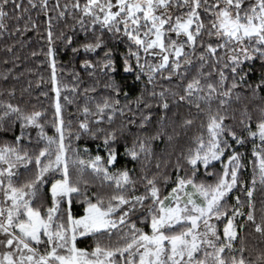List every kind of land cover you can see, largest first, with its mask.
I'll list each match as a JSON object with an SVG mask.
<instances>
[{
    "label": "snow or ice",
    "instance_id": "1",
    "mask_svg": "<svg viewBox=\"0 0 264 264\" xmlns=\"http://www.w3.org/2000/svg\"><path fill=\"white\" fill-rule=\"evenodd\" d=\"M40 16L53 115L0 100V264H264V0H0V37L40 34ZM57 42L83 53L89 78L108 77L110 94L81 90L74 68L65 82ZM120 66L143 81L123 104ZM74 104L75 129L64 117ZM172 105L189 113L169 115ZM83 137L98 142L95 154L73 147ZM249 142L246 160L238 148Z\"/></svg>",
    "mask_w": 264,
    "mask_h": 264
},
{
    "label": "trees",
    "instance_id": "2",
    "mask_svg": "<svg viewBox=\"0 0 264 264\" xmlns=\"http://www.w3.org/2000/svg\"><path fill=\"white\" fill-rule=\"evenodd\" d=\"M25 6L27 4V0H24ZM63 3V0H61ZM53 15H55L53 13ZM33 16L35 17V12H33ZM44 17L40 16L38 18V23L40 24V34H37L36 31H30L26 33L24 36H20L19 34L15 36H8L5 34L4 37H0V92H3L4 95L0 96V100H7L11 99L13 103H21V106L24 107L27 110H40L44 111L46 113L45 119L51 120L53 115V107H52V98L54 96V93L50 91L51 85H50V68L48 67V64L46 63V57L43 54L47 51V41L43 39V32H44ZM23 22H21L22 25ZM60 28L63 27V24L59 25ZM59 30V29H57ZM83 40V35L80 34L77 37V44L79 41ZM6 45H14L13 52L9 53L6 51L5 46ZM75 46V45H74ZM120 49H123V46H119ZM35 51L38 53L37 56L33 57L31 53ZM83 56V53H81V57ZM19 57V59H17ZM81 57L73 58L70 49L65 51L57 42V67L59 69H65V72H61L60 75L63 77L65 82H71L70 77L67 75V71L72 70L73 68L75 71L81 72L82 78L84 80V84L81 85V90L83 87H91L95 86L97 91L95 93H89V95L96 96L97 99H99L102 96L109 95L110 92L106 90L103 85L104 83L108 82V77L103 75H97L94 78H89L87 76V73L83 72V70L80 67L79 59ZM7 60L8 63L5 64L4 61ZM7 75L8 79L5 80L4 76ZM136 73L135 71L126 73L123 71L122 66L118 67V71L114 74L115 80H117L121 85L123 86L122 93L119 97L121 100V104L126 102V99L123 95V92H128L129 96L127 99L131 100L134 99L135 96L139 95L140 90L143 85V81H136L135 79ZM41 77L43 78L41 80ZM165 87L169 86L167 82H162ZM29 84H31V87H29ZM6 89H15V96L14 97H8ZM27 89V91H25ZM157 91H159V87L157 88ZM42 92H48V96L45 97L41 95ZM79 103L83 104V98L81 97L79 100ZM133 109L135 110V105H132ZM195 109L193 108L191 110L192 114H195ZM172 112H178L180 116L187 115L189 113V109L186 106H180L177 108V106L172 105L171 112L169 115L172 114ZM65 120H72V126L73 129L77 127V120L79 117V114L77 112V106L70 105L66 108L64 112ZM206 118L199 117L195 121V125L187 130V132L182 133L179 138V145L180 146H186L188 140L195 134H197L199 125L201 123V120H204ZM231 123V122H230ZM45 130L49 135L54 134V129L51 126H46ZM31 136L33 138V143L31 145L27 144V141H25V145L29 148L35 147V140H36V132L37 130L31 129ZM16 132L18 134L19 132V126L17 125ZM8 140H11L13 137L11 134H8L6 136ZM97 143L95 141H92L91 139L87 137H83L80 141H73L72 145L73 147H79L81 150L83 148L87 147L89 151L92 154H95L97 149ZM42 146V145H41ZM165 147L162 143H157V154H159L160 150ZM251 142L246 144L243 148H238L239 151L246 152V160L250 158L251 156ZM123 151V149H121ZM171 151V149H169ZM100 153L103 155V151L100 150ZM83 154V153H82ZM71 155V153H69ZM172 159H175V156L172 157ZM121 165L125 163L123 159L120 161ZM155 160L152 161V164L150 165L151 171H155ZM127 167L129 169L136 168V172L133 173V176L139 175V165L128 163ZM220 165L219 163H216V170L219 171ZM171 171V169H169ZM246 178H251V166H248V169L245 173ZM97 188L99 189L98 182H96ZM171 185L168 186V190H170ZM140 191H143V188H140ZM167 190H164V194H166ZM243 199V197H242ZM234 197L229 200V203H234ZM257 219L259 220V209L260 204L257 202ZM73 211L75 213L82 214V208L79 206V204H74ZM133 219H136L133 217ZM138 227H144L146 231H150V228L146 227L143 224L138 223ZM219 227L222 230L223 225L220 224ZM246 233L251 234L250 235V242H256V240L259 237V234L255 233L254 227L249 225L244 230ZM115 241V237H113V242ZM91 241H84L79 244L80 247H85L87 244H90Z\"/></svg>",
    "mask_w": 264,
    "mask_h": 264
}]
</instances>
